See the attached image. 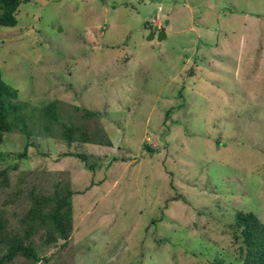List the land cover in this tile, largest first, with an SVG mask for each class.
<instances>
[{
  "label": "rangeland",
  "instance_id": "374dc122",
  "mask_svg": "<svg viewBox=\"0 0 264 264\" xmlns=\"http://www.w3.org/2000/svg\"><path fill=\"white\" fill-rule=\"evenodd\" d=\"M17 20L0 26V68L37 117L26 158V135L5 137L0 168L17 170L0 209L17 224L33 185L91 187L41 264H238L236 212L264 223V0H23ZM53 101L67 123L76 106L99 112L113 145L42 136Z\"/></svg>",
  "mask_w": 264,
  "mask_h": 264
},
{
  "label": "trees",
  "instance_id": "16d2710c",
  "mask_svg": "<svg viewBox=\"0 0 264 264\" xmlns=\"http://www.w3.org/2000/svg\"><path fill=\"white\" fill-rule=\"evenodd\" d=\"M26 1V0H25ZM23 0H0V26L14 28L18 25L17 13ZM176 13V8L172 9ZM155 20V18H153ZM151 21L145 22L146 30L153 28ZM157 28V27H156ZM19 91L8 85L2 76L0 68V166L3 161L2 146L7 134L19 130L26 135L27 143L24 151L18 154L20 158L27 157V150L33 145V126L29 123L28 115L18 101ZM77 116L68 115V123L63 122L62 108L58 101L50 102L40 109L43 119L42 132L48 139L59 137L70 148L74 143L80 145L112 146V141L100 126L101 115L97 111L79 106L74 107ZM73 117L77 122H73ZM66 157L80 159L85 166L96 174V163L89 160L88 154L67 152ZM12 169L0 168V191L10 188L13 183ZM21 176L19 177L20 182ZM18 190L7 193L8 198L3 204L17 203L24 193L25 178L22 176ZM84 191H76L67 179L58 180L53 191L37 188L33 185L28 192L29 206L23 210L17 224H14L6 210L0 209V264H15L22 260L25 264H41L48 259L41 256L43 247L57 246L62 240L64 246L69 244L74 229L73 198ZM179 197V196H177ZM182 199V198H180ZM175 199V200H180ZM19 206V205H18ZM237 242L241 243V256L238 264H264V223L253 212L238 210L232 226ZM223 264V263H220Z\"/></svg>",
  "mask_w": 264,
  "mask_h": 264
},
{
  "label": "water",
  "instance_id": "95a60500",
  "mask_svg": "<svg viewBox=\"0 0 264 264\" xmlns=\"http://www.w3.org/2000/svg\"><path fill=\"white\" fill-rule=\"evenodd\" d=\"M155 34L154 33H151L149 36H148V40L150 41V40H154L155 39ZM167 38V36H166V32L164 31V30H161L159 33H158V35H157V40L158 41H163V40H165Z\"/></svg>",
  "mask_w": 264,
  "mask_h": 264
},
{
  "label": "built area",
  "instance_id": "2783aa9c",
  "mask_svg": "<svg viewBox=\"0 0 264 264\" xmlns=\"http://www.w3.org/2000/svg\"><path fill=\"white\" fill-rule=\"evenodd\" d=\"M155 22V24H156V21H154Z\"/></svg>",
  "mask_w": 264,
  "mask_h": 264
},
{
  "label": "crops",
  "instance_id": "0c3cea01",
  "mask_svg": "<svg viewBox=\"0 0 264 264\" xmlns=\"http://www.w3.org/2000/svg\"><path fill=\"white\" fill-rule=\"evenodd\" d=\"M158 20V19H157Z\"/></svg>",
  "mask_w": 264,
  "mask_h": 264
}]
</instances>
